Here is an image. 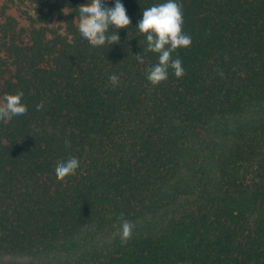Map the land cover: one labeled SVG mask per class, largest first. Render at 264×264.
<instances>
[{"label": "trees", "instance_id": "trees-1", "mask_svg": "<svg viewBox=\"0 0 264 264\" xmlns=\"http://www.w3.org/2000/svg\"><path fill=\"white\" fill-rule=\"evenodd\" d=\"M166 2L120 0L130 25L94 48L88 0H0V103L22 91L27 106L0 121V258L264 264V0H177L184 75L154 87L137 25Z\"/></svg>", "mask_w": 264, "mask_h": 264}, {"label": "clouds", "instance_id": "clouds-1", "mask_svg": "<svg viewBox=\"0 0 264 264\" xmlns=\"http://www.w3.org/2000/svg\"><path fill=\"white\" fill-rule=\"evenodd\" d=\"M78 11L79 32L94 48L118 44V31L128 28L131 23L120 0H116L113 8L106 7L105 0H88L87 4L78 7ZM110 26L117 31H110ZM182 26V4L177 0H167L166 3L143 10V18L138 22L137 29L146 36L147 47L144 51L158 54L157 64L147 70V80L154 87L167 80L169 69L173 70L177 78L184 75L181 59L172 58L173 52L179 48H188L192 43L191 37L183 33ZM136 59L143 63L142 55H137ZM109 81L113 87L119 84L116 75H111ZM23 95L22 91L4 95L0 103V121H10L13 117L27 113V106L22 103ZM42 109L43 103L36 105L37 111ZM78 167L79 160L75 157L59 162L55 168L57 180L74 175ZM119 219L122 221L121 242L126 243L131 237L133 225L122 214Z\"/></svg>", "mask_w": 264, "mask_h": 264}, {"label": "rangeland", "instance_id": "rangeland-1", "mask_svg": "<svg viewBox=\"0 0 264 264\" xmlns=\"http://www.w3.org/2000/svg\"><path fill=\"white\" fill-rule=\"evenodd\" d=\"M37 260L31 259V258H27V257H4V258H0V263H22V264H30L33 263Z\"/></svg>", "mask_w": 264, "mask_h": 264}]
</instances>
